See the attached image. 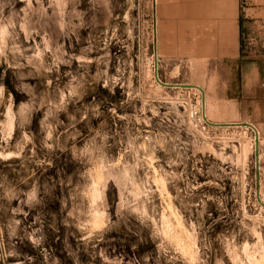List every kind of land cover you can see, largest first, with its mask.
<instances>
[{"label":"rangeland","instance_id":"rangeland-1","mask_svg":"<svg viewBox=\"0 0 264 264\" xmlns=\"http://www.w3.org/2000/svg\"><path fill=\"white\" fill-rule=\"evenodd\" d=\"M193 16L0 0V264H264V68Z\"/></svg>","mask_w":264,"mask_h":264},{"label":"crops","instance_id":"crops-1","mask_svg":"<svg viewBox=\"0 0 264 264\" xmlns=\"http://www.w3.org/2000/svg\"><path fill=\"white\" fill-rule=\"evenodd\" d=\"M188 1L193 5L194 26L220 36L214 50L223 51V58L264 68V0H159L160 45L167 39L168 26H177L179 4Z\"/></svg>","mask_w":264,"mask_h":264},{"label":"bare ground","instance_id":"bare-ground-1","mask_svg":"<svg viewBox=\"0 0 264 264\" xmlns=\"http://www.w3.org/2000/svg\"><path fill=\"white\" fill-rule=\"evenodd\" d=\"M159 0H157V4H158V6H159ZM159 8V7H158ZM158 23V22H157ZM158 26V25H157ZM157 38H158V41L160 40V34H159V31L157 30Z\"/></svg>","mask_w":264,"mask_h":264}]
</instances>
